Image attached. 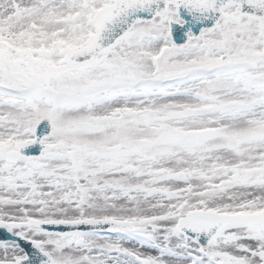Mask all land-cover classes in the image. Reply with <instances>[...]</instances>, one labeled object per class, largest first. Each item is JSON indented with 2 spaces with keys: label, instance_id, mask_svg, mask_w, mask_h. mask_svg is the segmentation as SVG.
Returning <instances> with one entry per match:
<instances>
[{
  "label": "snow or ice",
  "instance_id": "obj_1",
  "mask_svg": "<svg viewBox=\"0 0 264 264\" xmlns=\"http://www.w3.org/2000/svg\"><path fill=\"white\" fill-rule=\"evenodd\" d=\"M0 264H264V0H0Z\"/></svg>",
  "mask_w": 264,
  "mask_h": 264
}]
</instances>
